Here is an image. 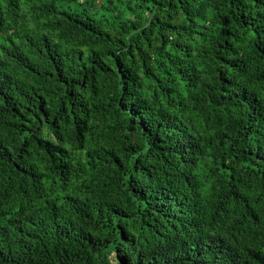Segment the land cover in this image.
<instances>
[{
    "label": "trees",
    "instance_id": "obj_1",
    "mask_svg": "<svg viewBox=\"0 0 264 264\" xmlns=\"http://www.w3.org/2000/svg\"><path fill=\"white\" fill-rule=\"evenodd\" d=\"M0 264H264V0H0Z\"/></svg>",
    "mask_w": 264,
    "mask_h": 264
}]
</instances>
